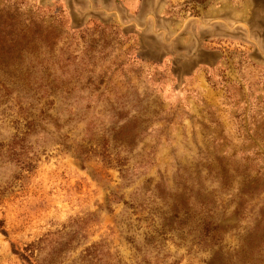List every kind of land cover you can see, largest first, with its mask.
<instances>
[{
    "label": "rangeland",
    "instance_id": "374dc122",
    "mask_svg": "<svg viewBox=\"0 0 264 264\" xmlns=\"http://www.w3.org/2000/svg\"><path fill=\"white\" fill-rule=\"evenodd\" d=\"M0 19V264H264V0Z\"/></svg>",
    "mask_w": 264,
    "mask_h": 264
},
{
    "label": "trees",
    "instance_id": "16d2710c",
    "mask_svg": "<svg viewBox=\"0 0 264 264\" xmlns=\"http://www.w3.org/2000/svg\"><path fill=\"white\" fill-rule=\"evenodd\" d=\"M22 28V27H21ZM0 19V65L13 63L24 45L21 39L22 29ZM202 225L204 223L202 222Z\"/></svg>",
    "mask_w": 264,
    "mask_h": 264
}]
</instances>
